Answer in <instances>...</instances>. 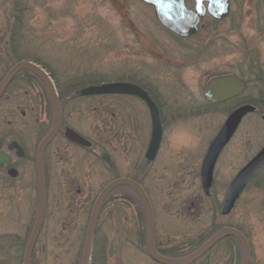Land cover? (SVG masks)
Segmentation results:
<instances>
[{
	"label": "rangeland",
	"instance_id": "obj_1",
	"mask_svg": "<svg viewBox=\"0 0 264 264\" xmlns=\"http://www.w3.org/2000/svg\"><path fill=\"white\" fill-rule=\"evenodd\" d=\"M234 10L233 19L183 39L159 31L152 11L134 0H0V81L17 63L34 60L54 70L59 94L81 80L138 82L157 99L163 123L156 160L143 166L152 132L146 106L121 95L66 97L65 118L95 147L79 151L80 194L49 197L32 264H82L94 203L117 178L142 184L162 250L188 257L192 246L229 227L247 238L250 264H264V188L250 181L231 214H221L231 181L264 147V0H238ZM232 74L247 83L239 97L256 101L258 113L244 118L220 155L207 196L202 163L233 110L230 102L210 104L203 89ZM36 82L17 78L0 102V142L20 138L31 155L46 122ZM108 149L115 174L100 161ZM26 171L28 184L12 196L0 173V264H24L38 216L34 168ZM125 197L114 190L106 198L91 264H158L148 253L147 218L142 226L139 204ZM232 246L221 241L194 264H237Z\"/></svg>",
	"mask_w": 264,
	"mask_h": 264
},
{
	"label": "water",
	"instance_id": "obj_2",
	"mask_svg": "<svg viewBox=\"0 0 264 264\" xmlns=\"http://www.w3.org/2000/svg\"><path fill=\"white\" fill-rule=\"evenodd\" d=\"M147 5L153 6L157 19L169 30L176 33L179 37L190 38L198 31V25L203 15V6L200 0L197 2L196 11L186 8L184 0L175 1H157L143 0ZM229 1L224 0L211 3L210 11L217 19H223L229 14ZM205 26H203L204 28ZM21 71H30L36 75L46 86L52 101L54 111V127L50 135L40 144L37 152V171H38V217L36 226L31 235L30 241L24 254V264H32V255L35 249L39 234L41 232L46 211V196L42 169V157L48 144L56 137L61 124V107L59 95L52 78L44 69L38 67L32 62H21L14 66L4 81L0 85V98L5 92L7 86ZM247 89V83L238 76L226 75L212 78L204 87L203 93L206 100L215 105L229 102L241 96ZM108 95H125L132 96L143 100L150 111L152 134L150 144L147 150L146 159L153 162L158 154L163 137V123L160 117V111L156 104L149 97V94L140 86L126 82L101 83L99 85L88 86L77 91V97L108 96ZM257 111L256 106L246 104L234 109L226 119L217 136L211 142L201 168V183L205 195L210 196L214 183V171L218 159L226 146L231 142L237 130L239 129L244 118L254 114ZM264 120V116H263ZM65 136L73 143L89 148L91 142L79 135L74 130L67 128ZM10 149H17L18 156L23 157L24 151L17 144L13 143ZM9 158L4 152H0V163H8ZM264 165V147L261 151L245 166L237 176L231 181L228 193L222 206L221 214L228 216L231 214L238 200L247 189L251 179L256 172ZM15 176V174H13ZM129 187L133 189L141 198L147 218H148V250L151 258L158 264H194L203 257L219 242L227 237L237 239L242 248V264H250L251 252L247 239L238 230L233 228H224L215 234L201 248L196 250L192 255L182 259H170L160 255L156 249L155 242V215L152 204L144 189L131 179L120 178L111 182L101 192L95 202L91 214L87 238L83 254L82 264H91L94 237L96 233L97 222L103 203L106 198L117 188Z\"/></svg>",
	"mask_w": 264,
	"mask_h": 264
},
{
	"label": "flooded vegetation",
	"instance_id": "obj_3",
	"mask_svg": "<svg viewBox=\"0 0 264 264\" xmlns=\"http://www.w3.org/2000/svg\"><path fill=\"white\" fill-rule=\"evenodd\" d=\"M134 1L136 3H138V4L144 5L150 11H152L154 21L156 22V25H158V30L159 31H161V32H163L165 34H169V35L178 37V35L176 33H174L171 30H169L167 27H165L157 19L156 13H155V9H154L153 6L147 5L143 0H134ZM157 1L167 2V1H175V0H157ZM219 1H224V0H219ZM184 2H185V5H186V8L188 10L196 11V6H197L198 0H184ZM200 2L202 3V6H203V15H202V17L200 19V22H199V25H198V31L196 33L197 35L199 33H202L204 31L208 30L210 24H212V23L213 24H215V23L218 24V23L233 19L234 15H235L234 14V11H235L234 10V5H235V3L238 2V0H230L229 1V14L223 19L215 18V16H213L212 12L210 11L211 3H216V2H218V0H200ZM203 26H205V27L203 28ZM16 65H14V66H16ZM9 71H8V73H9ZM28 72H30V71H28ZM7 74H6V76H7ZM5 77L0 81V85L4 81ZM17 78H18V75L7 86L5 92L3 93V95L0 98V102L3 100L5 95L8 93L9 89L14 85V83L16 82ZM28 78L37 81L36 83L39 84L44 90V98H43V100L41 102V106L43 108L44 114L46 115V122L39 129V133H37L38 136L36 135L37 136L36 137V144L33 147V150L35 151L34 155H31V153H30L31 147L24 145L20 138L19 139L18 138H12V139H9V140L7 138V140H1V142H0V152H4L8 156L9 162L8 163H2V164L0 163V173L8 181V183H10V185L7 188V190H8V194H10L12 196V195L16 194L17 190L21 186H25L26 184H28V182L26 181V178H27V171L26 170L28 169V165L29 166L31 165L34 168V172H35L36 193H37V197H38L37 152H38V148H39L40 144L50 135V133L53 130V127H54V113H53V121L51 123L49 121V119H48V112H47L48 111V100L46 98V93L45 92L47 91L48 95H49V93H48V90H47L46 86L44 85V83L36 75H34V77L30 76ZM120 82H126V83H132V84L139 85V84H137V83H135L133 81H120ZM84 88H86V87H84ZM84 88H82V89H84ZM142 88L144 89V87H142ZM144 90L149 94V97L156 104V106L158 107V109L160 111L157 99L151 94V92L149 90H147L146 88ZM77 91H79V90H77ZM77 91H74V98L75 99L85 98V97H77L76 96ZM58 95H59V102H60V107H61L60 129H59L56 137L48 144V146L44 150L43 157H42V169H43V178H44V186H45V196H46V211H45L44 223H45V220H46V217H47V212H48V210H47V207H48L47 202H48L49 197L51 195L55 196L56 200H59L58 196H61V195H69V194L72 195V194H75V193H76V195L80 194L79 179H80L81 171H80V161H79V158H78L79 151L80 150L90 151V150H92L95 147V143L92 141V139L89 136H86V135L80 133L79 131H77L67 121V119L65 118V116L63 114V110H62L63 104H62V101L60 99L59 92H58ZM99 97H103V96H99ZM113 97H116V96H113ZM129 97H131V96H129ZM49 98H50V96H49ZM131 98L137 99L140 103H142L144 106H146L148 108L147 104L143 100H141L139 98H136V97H131ZM50 101H51V98H50ZM51 104H52V101H51ZM52 107H53V105H52ZM256 108H257V111L255 113H258V107L256 106ZM148 110H149V108H148ZM67 128H70V129L74 130L79 135H81L82 137H84L85 139L90 141L92 146L89 147V148H86V147H83V146H80V145H77V144L71 142L65 136V132H66ZM13 143H17L23 149V151H24V156L23 157H19L18 156V150L17 149H10V146ZM149 144H150V142H149ZM148 147H149V145H148ZM100 150L102 151V148H100ZM147 150H148V148H147ZM108 152H109V149L102 153V155L100 157V161H102V163H104V166H105L104 169L106 171L108 170L109 174H115L116 173L115 169H112L113 168L112 167V162L113 161H112V158H111V154L108 153ZM158 153H159V151H158ZM146 154H147V151H146L144 159H143V161H144L143 162L144 165L142 164L143 166H147L150 163H152V162H149L146 159ZM13 174H15V176ZM117 179H120V178H117ZM117 179H115V180H117ZM126 179H128V178H126ZM131 180H133V179H131ZM134 181L142 186V184L139 182L138 179H135ZM17 182L20 184L19 187L15 186V184ZM142 188H143V186H142ZM144 191H145V189H144ZM146 194H147V192H146ZM147 196H148V194H147ZM148 198H149V196H148ZM106 200H105V202H106ZM140 200H141V198H140ZM149 200H150V198H149ZM105 202L103 203V206L101 208V211H100V214H99V218H100L101 212H102V210L104 208ZM141 202H142V200H141ZM150 202H151V200H150ZM142 204H143V202H142ZM151 204H152V202H151ZM152 207H153V205H152ZM99 218H98V222H99ZM36 222H37V219H36ZM98 222H97V224H98ZM44 223H43V226H44ZM140 223H141L142 226L145 225L142 220L140 221ZM35 226H36V223H35ZM35 226H34V228H35ZM43 226H42V229H43ZM42 229H41V232L39 234L38 239L40 238V235L42 233ZM147 229H148V219H147ZM33 230L31 232L30 236L28 237L27 243L30 241L31 235L33 233ZM223 241H227V242L231 241V243L233 245L232 246V253H231L232 254V258H236L237 252H238V250H239V248L241 246L239 241L237 239L233 238V237H227ZM155 242H156V249H157L158 253L160 255H162L163 257L170 258V259H181V258H184V257L180 258V257H178L176 255H173L171 253L172 251L162 250L159 247V245H158L156 232H155ZM147 243H148V233H147ZM147 247H148V245H147ZM148 253H149V250H148ZM149 256H150V254H149Z\"/></svg>",
	"mask_w": 264,
	"mask_h": 264
},
{
	"label": "trees",
	"instance_id": "obj_4",
	"mask_svg": "<svg viewBox=\"0 0 264 264\" xmlns=\"http://www.w3.org/2000/svg\"><path fill=\"white\" fill-rule=\"evenodd\" d=\"M19 61H21V60H19ZM28 62H32V63H34V64H36V65H38V66H40V67H43V69L49 74V76L52 78V79H55L56 78V75H55V72H54V70H51V69H48L49 67L47 66L46 67V65L44 66H42V64L39 62V61H31V60H28ZM21 76H26L27 78L28 77H34V75L32 74V73H30V72H28V71H21L19 74H18V78L19 77H21ZM55 77V78H54ZM57 82V84H56V87H57V89H59L60 88V83L58 82V80H56ZM31 83L30 81H28L27 80V82L26 83ZM134 82V81H133ZM28 83V84H29ZM135 83H137V84H139V85H141L140 83H138V82H135ZM100 84V82H98V81H90V80H87V81H76V82H74V83H71L70 85H71V87L69 88V90L68 91H65V92H60V99H61V101H62V104L64 103V102H66L67 101V98L66 97H68V95L69 94H72V95H70V97H73L74 98V91H77V90H80V89H82V88H84V87H87V86H92V85H99ZM142 87H144V86H142ZM144 89H145V87H144ZM59 92V91H58ZM46 93V98H47V100H48V119H49V121L52 123V121H53V113H54V111H53V107H52V104H51V101H50V98H49V95L47 94V91L45 92ZM69 97V98H70ZM66 98V99H65ZM73 98H71V99H73ZM230 103L232 104V106H231V109L232 110H234L235 108H237V107H239V106H242V105H246V104H253V105H255V106H257V107H259V105L257 104V102L255 101V102H253V100L252 99H241L240 97L239 98H236V99H234V100H232V101H230ZM258 182L259 184H258V187H260V188H264V175L262 176L261 174H259V172L254 176V178L252 179V181H251V184L252 183H254V182ZM117 191H121L122 192V196H126L127 195V197H125V198H127V200H131V202H133V203H135V204H139V206H140V209L138 210V211H140L139 212V215H140V219L144 222V224H145V220H146V211H145V208H144V205L142 204V202H141V200H140V198H139V196L136 194V192L135 191H133L132 189H130L129 187H121V188H118V189H116ZM115 190V191H116ZM128 194H130V196L128 195ZM124 198V199H125ZM220 231V230H219ZM218 232V230L216 231V230H214V232L213 233H217ZM215 234H213V236L215 235ZM212 236V237H213ZM211 237V238H212ZM201 239H203V238H201ZM206 243V242H205ZM204 242L203 243H201V241L200 242H198L197 244H195L194 246H192L191 248H192V251L194 250V251H196L197 249H199L200 247H202L204 244H205ZM176 256H178V257H183L184 255H181V254H177ZM200 260V259H199ZM198 260V261H199ZM241 260H242V249H241V246H240V248H239V250H238V252H237V255H236V263L237 264H239L240 262H241ZM32 261H33V255H32ZM197 261V262H198Z\"/></svg>",
	"mask_w": 264,
	"mask_h": 264
},
{
	"label": "bare ground",
	"instance_id": "obj_5",
	"mask_svg": "<svg viewBox=\"0 0 264 264\" xmlns=\"http://www.w3.org/2000/svg\"><path fill=\"white\" fill-rule=\"evenodd\" d=\"M160 117H161V116H160ZM151 134H152V132H151ZM150 140H151V139H150ZM144 208H145V207H144ZM145 211H146V210H145ZM146 215H147V214H146ZM147 219H148V218H147ZM194 252H195V251H194ZM192 254H193V253H192ZM192 254H191V255H192Z\"/></svg>",
	"mask_w": 264,
	"mask_h": 264
}]
</instances>
